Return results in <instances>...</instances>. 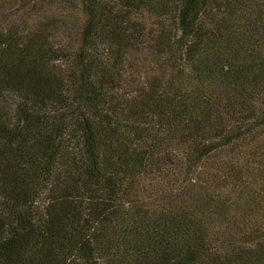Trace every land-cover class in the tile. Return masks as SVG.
I'll return each instance as SVG.
<instances>
[{
	"label": "trees",
	"instance_id": "trees-1",
	"mask_svg": "<svg viewBox=\"0 0 264 264\" xmlns=\"http://www.w3.org/2000/svg\"><path fill=\"white\" fill-rule=\"evenodd\" d=\"M0 264H264V0H0Z\"/></svg>",
	"mask_w": 264,
	"mask_h": 264
}]
</instances>
